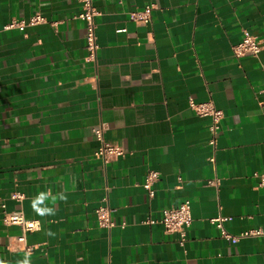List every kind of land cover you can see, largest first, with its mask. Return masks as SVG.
<instances>
[{"label":"crops","instance_id":"0c3cea01","mask_svg":"<svg viewBox=\"0 0 264 264\" xmlns=\"http://www.w3.org/2000/svg\"><path fill=\"white\" fill-rule=\"evenodd\" d=\"M94 3L90 56L81 0H0V264H264V236L233 244L210 221L228 217L235 234L264 228V0ZM148 4V23L131 18ZM36 11L56 24L3 29ZM246 31L263 48L236 57ZM192 103L224 113L215 164L210 118ZM102 126L124 149L108 162L95 155ZM150 171L154 196L143 185ZM187 199L181 245L147 219ZM104 204L114 227L98 225ZM8 211L41 226L19 242Z\"/></svg>","mask_w":264,"mask_h":264},{"label":"built area","instance_id":"2783aa9c","mask_svg":"<svg viewBox=\"0 0 264 264\" xmlns=\"http://www.w3.org/2000/svg\"><path fill=\"white\" fill-rule=\"evenodd\" d=\"M82 6L80 12L77 14V18L84 21L86 26V48L90 52V56H94L98 47L97 34H96V17L99 14V10L94 3V0H81ZM156 7L155 4H148L144 8L131 13V18L137 22L148 23L151 20L152 12ZM50 21L41 12L36 11L28 20L13 18L7 22L3 29H18L25 31L30 25L46 24ZM56 24V22H50ZM1 31V29H0ZM263 48V42L256 37V35L245 32L242 39L233 45V52L236 57H243L247 55L258 56ZM192 107L195 111L210 118L208 125L209 139L208 143L212 148V154L209 157V161L213 164L216 162V151L218 148V135L221 129V121L224 118L222 110L218 109L212 103L196 104L192 103ZM104 128L98 127L95 129L96 136L100 139L101 143L95 151V155L100 157L104 162H108L110 159L121 156L124 154V149L119 145H113L104 138ZM260 177V184L264 185V173H256ZM159 173L157 171H150L145 181L144 187L148 190L150 196L155 195V189L152 187L154 181L158 179ZM219 178L214 177L207 181L208 184L217 187L219 185ZM14 197L22 198V193H16ZM98 225L102 228H111L116 226L115 221L111 218L110 209L107 205H100L95 210ZM4 223L7 225H19L22 229V234L17 236L19 242H25L26 233L39 229L41 226L38 220H28L22 211H8L4 213ZM192 220L191 203L187 199L176 207L165 208L162 211V217L160 219L148 218L147 222L156 223L161 222L167 232H176L179 234V243L184 245L188 237V228ZM228 217L216 216L210 219L219 230L221 237L229 241L230 243H237L241 239L250 236H264V228L257 227L253 229H247L241 231L238 234L230 232L226 226L225 221ZM125 226V223H122ZM27 250H32L31 246H25Z\"/></svg>","mask_w":264,"mask_h":264},{"label":"clouds","instance_id":"9594fccd","mask_svg":"<svg viewBox=\"0 0 264 264\" xmlns=\"http://www.w3.org/2000/svg\"><path fill=\"white\" fill-rule=\"evenodd\" d=\"M46 211H51L50 209H46ZM23 264H29V261L26 259Z\"/></svg>","mask_w":264,"mask_h":264}]
</instances>
